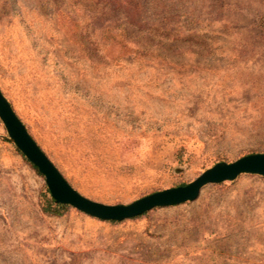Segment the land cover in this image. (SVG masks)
<instances>
[{"label": "rangeland", "instance_id": "374dc122", "mask_svg": "<svg viewBox=\"0 0 264 264\" xmlns=\"http://www.w3.org/2000/svg\"><path fill=\"white\" fill-rule=\"evenodd\" d=\"M0 90L80 194L184 185L264 153V0H0ZM32 165L0 120V264H264V176L117 221Z\"/></svg>", "mask_w": 264, "mask_h": 264}, {"label": "water", "instance_id": "95a60500", "mask_svg": "<svg viewBox=\"0 0 264 264\" xmlns=\"http://www.w3.org/2000/svg\"><path fill=\"white\" fill-rule=\"evenodd\" d=\"M0 120L7 139L43 175L55 203L68 204L98 219L122 220L154 207L171 206L195 199L206 184L232 180L241 173L264 176V153H249L233 161H219L184 185L153 191L128 203L109 204L92 200L75 190L28 133L25 125L0 90Z\"/></svg>", "mask_w": 264, "mask_h": 264}, {"label": "trees", "instance_id": "16d2710c", "mask_svg": "<svg viewBox=\"0 0 264 264\" xmlns=\"http://www.w3.org/2000/svg\"><path fill=\"white\" fill-rule=\"evenodd\" d=\"M34 169H36V171L39 173V171L37 170V168L32 165ZM40 174V173H39ZM47 192H49V190L47 189ZM51 201H52V198H51ZM55 206H58V207H63L64 205L60 204V203H53Z\"/></svg>", "mask_w": 264, "mask_h": 264}]
</instances>
